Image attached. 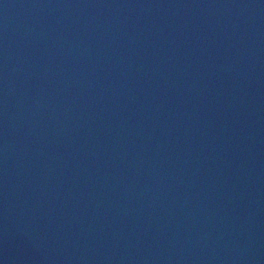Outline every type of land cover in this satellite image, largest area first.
<instances>
[{"label":"water","instance_id":"water-1","mask_svg":"<svg viewBox=\"0 0 264 264\" xmlns=\"http://www.w3.org/2000/svg\"><path fill=\"white\" fill-rule=\"evenodd\" d=\"M0 264H264V0H0Z\"/></svg>","mask_w":264,"mask_h":264}]
</instances>
